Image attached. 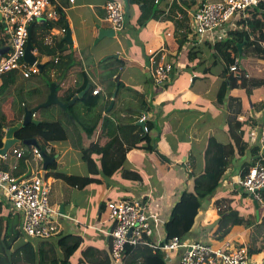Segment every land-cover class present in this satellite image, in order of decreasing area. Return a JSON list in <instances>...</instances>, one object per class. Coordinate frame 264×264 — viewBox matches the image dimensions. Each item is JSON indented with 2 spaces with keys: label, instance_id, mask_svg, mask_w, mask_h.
I'll list each match as a JSON object with an SVG mask.
<instances>
[{
  "label": "crops",
  "instance_id": "0c3cea01",
  "mask_svg": "<svg viewBox=\"0 0 264 264\" xmlns=\"http://www.w3.org/2000/svg\"><path fill=\"white\" fill-rule=\"evenodd\" d=\"M53 1L54 7H58L64 13L74 12V16H76V22L73 18L67 17V29L72 31L73 44H71V48H75L79 54L82 48L90 47L95 63L112 55H118L119 58L125 59L127 65L119 74L118 79L153 101V112L148 114L135 110L137 115L129 116L128 121L120 123L117 127L121 143L124 148L129 150L124 166L127 170L141 173L143 180L124 179L121 174H116L111 178L129 181L130 184L123 183V188L128 192V197L125 200L141 202L147 207L150 215L159 217L158 222L151 221L153 227L151 242L160 245L166 240L165 225L170 220L172 210L180 201L183 192L189 188L190 174L200 175L202 173L210 139L216 138L219 143H229L231 125L236 126L238 123L237 135L242 132L247 148L242 156L232 160L218 189L202 203L198 221L200 215L204 213L210 219V223L207 225L205 218L203 220L205 226L200 231L195 229L184 240L187 242L200 241L214 247H222L225 250L246 247L251 252V264H264V207L258 203L260 207L257 209L253 197L235 185L248 165H252L254 162L256 165L260 164L261 159L264 158V152L260 149L257 153L258 156H256V152L252 151L259 147L260 128L264 121V80L255 79L257 83L250 90H243L239 87L230 89L225 101L221 105L218 104L217 97L224 80L222 66H213L211 70L206 71L213 63V59L210 58L212 52L208 46L202 45L191 50L192 52L204 51L203 58H199V53L197 58L191 57L188 54L191 50L186 51L182 46L180 47L182 30L177 29L174 23L178 13H186L190 17L201 4L210 0H160V10L163 13L157 19H151L143 25L139 24L140 8L136 5H129L136 7L135 23L140 25L133 38H127L128 34L121 36L125 41L132 42L131 48L126 49L123 45L122 49L116 48L103 55H97L92 42L98 38L99 28H106L104 6L107 0H75L74 3H71L70 0ZM121 1L125 6L126 0ZM125 10H127L126 6ZM127 11L129 12V9ZM241 14L236 15L233 29ZM128 27L130 28L129 23ZM125 28L126 26L122 32ZM59 37L61 38V36ZM67 45L70 46L69 43ZM149 51L165 55L167 61L169 60L168 62L174 66L162 86L154 84L152 71L148 68L150 64ZM180 54H183L186 59L178 60ZM247 67L249 72L252 70L257 73L263 72L261 66L248 65ZM130 68L142 71L144 78L135 81L132 72L124 78V74ZM175 73L177 75L171 77ZM51 75L55 79L54 81H57L58 74L53 71ZM207 75H213V86L208 88L202 86L203 82L207 80ZM173 77H175V82L170 85L169 79L172 80ZM23 80L25 79L23 78ZM113 80L116 81L117 78ZM15 91V87L8 89L4 95L14 94ZM103 95L106 96L102 93V97ZM3 96H0V100ZM207 96H209V100ZM215 102L220 109H212L211 105ZM186 107L190 113L187 122L184 116ZM142 115L148 116L147 124L150 126L148 134L144 133L143 128L137 126ZM122 117L126 118L125 115ZM157 121H160L161 130L157 128ZM183 125L188 126L187 129L181 130L180 127ZM98 134L99 131L92 140H85V143L95 142ZM168 137L174 139L172 148L164 147L163 142ZM156 139H158V145H156ZM49 148L56 153L55 163L58 171L69 176L87 177L90 180L87 190L94 184L91 181L99 180V183L96 184L100 185L104 183L103 180L110 178L101 172L100 159L97 155L89 158L86 156L87 153L73 149L68 143L53 144ZM179 149L181 150L179 151ZM163 150L171 152L174 159L167 163L169 168L162 172L161 180L154 183L148 173L149 170L147 171V168L141 164L146 155L150 156L154 152ZM4 161L0 158L1 168ZM48 172L47 170L46 178ZM170 173L174 174L173 178H176L177 184L172 185V180L168 177ZM132 176L135 177V174ZM48 179L52 186L55 179L53 177ZM57 185H59L57 193H63V183ZM156 187L160 189L162 196L164 195L165 201L163 200L160 204L153 199ZM116 188L120 187L116 186ZM82 189H74L71 201L62 204L65 210L64 216L60 214V209L58 215L52 216V221L56 222V227H54L56 234L51 238V241L56 242L69 235L79 236L83 241L71 258L72 264H78L83 257L82 254L88 248L95 250L94 258L98 260L105 258L111 251L109 229L112 228L113 223L109 219L105 206L108 201L113 199H108L105 203L95 201L92 191L82 198V192H80ZM121 189L118 190V194ZM257 210H259V215H257ZM238 217H243L248 221L242 225H235L234 220ZM28 239L33 242L39 241L33 238ZM179 256L180 254L177 253L172 254L169 264H179Z\"/></svg>",
  "mask_w": 264,
  "mask_h": 264
},
{
  "label": "trees",
  "instance_id": "16d2710c",
  "mask_svg": "<svg viewBox=\"0 0 264 264\" xmlns=\"http://www.w3.org/2000/svg\"><path fill=\"white\" fill-rule=\"evenodd\" d=\"M50 1L54 5V1ZM159 2L160 0H126V4L140 8V25L151 19H157L163 13ZM56 9L61 17L59 22L53 24L47 21L41 25H33L32 45L41 59L40 63L44 65L43 73L24 80L17 86L14 94L8 93L0 100V149L4 146L7 129L23 120L25 109L33 110L47 102L52 83L57 84L58 98L63 104H68L90 85L87 93L74 105H68L66 110L59 105L40 107L35 115L39 123L21 127L16 131L15 138L21 141L36 139L42 150L46 152L53 144L68 143L73 149L87 153L86 156L89 158L97 155L100 159L101 172L105 176L121 174L124 179L143 180L141 173L127 170L124 166L129 150L121 143L117 127L120 123L128 121L129 116L137 115L135 110L150 114L153 108L152 99L145 98L143 94L118 79L127 65L125 59L107 58L95 63L90 47L82 48L77 55L76 51L70 50L72 48L67 45L64 38L55 37L48 42L52 29L67 28V18L63 11L58 7ZM182 15V19L174 20L175 27L182 30L180 47L184 45L191 29L190 17L186 13ZM262 43H264V0H260L257 6L247 9L238 16L235 28L230 31L225 41L205 45L212 52L210 57L213 59V63L206 71L211 70L213 66H222L224 80L217 97L218 104L225 101L230 89L239 87L250 90L257 83L255 79L264 80V72L257 73L254 70L249 72L247 67L248 65L261 66L264 70ZM243 44L245 45L241 56L240 46ZM198 53L199 58L202 59L204 51L192 52L191 50L188 54L197 58ZM237 59L240 67L243 66L241 77L230 73V68ZM53 71L58 74L57 81H54L50 75ZM246 72L250 73L249 78L245 77ZM114 78L117 80L114 81ZM97 88L101 90V94L94 95L93 92ZM116 90L114 106L107 112ZM102 93L106 94V100L102 97ZM123 115L126 116L125 119ZM237 124L231 125L229 143H219L216 138L210 139L202 173L190 174L189 188L183 192L180 201L172 210L170 220L165 225L167 235L165 242L174 237L181 239L189 237L198 224L202 203L218 189L232 160L244 153L247 143L243 140L242 132L237 135L239 127ZM148 127L150 128L149 125ZM98 131L97 140L86 144L85 140H92ZM18 145L23 146V144H17L15 147L17 148ZM12 149L2 169L16 179L30 178L35 169H42L43 161L36 162L32 152L26 157L17 158ZM252 151L258 156L259 147ZM48 155L55 157L56 153L50 151ZM261 160H259L260 164L264 165V158ZM255 165V162L248 165L242 175ZM48 171L47 179L50 177L55 179L49 194L50 205L57 211L62 204L71 201L74 189L84 188L90 182L87 177L69 176L58 171L56 163L50 165ZM132 174H135V177ZM58 183L66 184L61 194L57 193ZM262 194L264 198V191ZM245 221L248 220L238 217L234 220V224L242 225ZM22 237L27 236L22 231L21 216L15 214L10 205L0 201V264H21L22 262L24 264H72L71 258L83 243L81 237L69 235L56 242L51 239H38V242H33L27 238L24 244L17 246V242ZM95 255V250L88 248L82 254L83 257L78 264H113L111 251L102 260L94 258ZM125 263L166 264L163 252L143 245L127 247Z\"/></svg>",
  "mask_w": 264,
  "mask_h": 264
},
{
  "label": "built area",
  "instance_id": "2783aa9c",
  "mask_svg": "<svg viewBox=\"0 0 264 264\" xmlns=\"http://www.w3.org/2000/svg\"><path fill=\"white\" fill-rule=\"evenodd\" d=\"M74 3L75 0H70ZM260 0H217L205 2L192 13L191 29L186 43L182 46L189 51L202 45L223 42L233 29L236 15L244 13L247 9L258 5ZM106 11L105 21L111 25L115 32L122 31L125 27L127 14L125 6L120 0H107L104 6ZM0 47H9L10 50L0 55V89L1 77L11 71H20L26 80L32 76L42 74L37 67L27 63L25 58L29 40V26L41 25L44 22L56 24L60 21V14L50 0H0ZM182 19V13L176 15ZM67 28L55 27L51 30L48 42L55 37H65ZM264 48V43L261 44ZM34 53L37 56V51ZM149 67L155 85L162 86L173 71L174 66L167 61L165 55L149 51ZM238 59L230 68V73L241 77ZM264 72V70H261ZM246 78L250 73L246 72ZM94 95L101 94L97 88ZM106 99V96L103 95ZM148 116L142 115L139 122H144V133L148 134ZM15 147V146H14ZM12 149V148H11ZM10 149V150H11ZM259 149L264 152V121L260 128ZM47 149V154L50 152ZM33 153L36 162L42 161L40 151L36 147L23 145L14 149L17 158L26 157ZM9 152L2 160H7ZM238 189L248 192L255 201L264 207L262 189L264 188V165L257 164L242 175L235 183ZM51 182L42 179V169H35L33 175L27 179H16L0 166V201L10 205L15 214L23 218L22 231L28 238L47 240L56 234L52 224V216L58 211L50 205L49 194ZM109 219L113 223L111 238V258L113 264H126V249L129 246H148L160 250L165 255V263L169 264L172 254H180L179 264H251L249 250L246 247L234 250H225L210 244L192 241L187 242L179 237H174L168 242L155 245L151 242L153 236L152 220L158 222L159 217L150 215L147 207L141 202L132 200H110L106 203Z\"/></svg>",
  "mask_w": 264,
  "mask_h": 264
},
{
  "label": "rangeland",
  "instance_id": "374dc122",
  "mask_svg": "<svg viewBox=\"0 0 264 264\" xmlns=\"http://www.w3.org/2000/svg\"><path fill=\"white\" fill-rule=\"evenodd\" d=\"M215 1H217V0H210L209 2H215ZM125 6H126L127 10L129 9V12L127 10H125V12L127 14V21L125 24V26H126L125 30L127 28L128 29L126 31L124 30L123 32L122 31L117 32L116 33L117 36L114 39H103L102 41L97 43L98 38H96L92 42V44L95 46V52L97 53V55H103L105 53H108L111 50H115L116 48L122 49L123 45L126 47V49L131 48L130 46L132 45V42L131 41H129V42L125 41L124 39H122L121 36H123L124 34L125 35L128 34V36L126 35L127 38H129V37L133 38V35L137 34V32L140 28L139 27L140 25L138 26L137 23H135V9H136V7H131L127 4H125ZM64 16L66 18L67 17L73 18L74 21L76 22V16H74V12H66V13H64ZM128 23H129L130 28L128 27ZM134 24H135V26H134ZM105 26H106V28H111V25L108 22H105ZM134 37L137 38V36H134ZM120 40H122L123 42ZM69 47H72V46L70 45ZM110 48H112V49H110ZM70 50L76 51L75 48H72ZM77 55H78V52H77ZM37 58L41 61L39 56H37ZM168 58L173 61L172 58H170V57H168ZM179 59L185 60L186 57L183 54H180L178 60ZM211 62H212V60H211ZM130 69H132V70H130ZM130 69H128V71L124 74V78H126L127 74H129L130 72H132V76H133V79L135 81H140L142 78H144V73L142 71L133 70V68H130ZM174 75H177V73L171 75V77ZM1 80H2L3 85H2V88L0 89V96H3L8 89H12L14 87L16 89L17 86H19L20 84H22L24 82L20 71L7 72V73L2 75ZM53 80H55V79H53ZM169 81H171L170 85H173L175 82V77H173L172 80L169 79ZM198 82L200 83L201 81H198ZM212 82H213V75H207V80L205 82H203L202 86H205L206 88H208L209 86H213ZM132 85H135V83H132ZM211 97L214 99L213 94H211ZM207 99L209 100V96H207ZM211 106H212V109L213 108L220 109L219 105L216 102L214 104H212ZM184 116H185V120L187 122L188 119L190 118L189 109L187 107L184 111ZM187 127L188 126L183 125L182 127H180V129L185 130V129H187ZM157 128L159 130H161V128H162L160 125V121H157ZM173 142H174V139H172L171 137L170 138L168 137V139H166L163 142L164 147L172 148L171 146H173V144H172ZM161 144H162V142H161ZM156 145H158V139H156ZM19 147L20 146L18 145L17 148H19ZM17 148L14 147L12 150L17 149ZM180 150L181 149H179V151ZM154 151H156V150H154ZM173 159L174 158L172 157L171 152H169L167 150H163L162 152L157 151V152H154L150 156L146 155V158H145V160H143V163L141 165H143V167H146L147 171L148 170L150 171V172L148 171V173L150 174L153 182L155 183V181L159 182L161 180L160 177H161L162 172L167 171V169L169 168V164H167V163H170V161H173ZM173 176H174L173 173H170L168 175L169 179L172 180V185L174 183H176V184L178 183L176 178H173ZM112 177H114V176H112ZM112 177L108 178V180H103L104 183H102L100 185L96 184V183H99L98 182L99 180L91 181L94 184H92L93 186H91L90 189H88V190H87V186H89V183H87V185L83 189L80 188V189H82L80 191V192H82V198H85L86 195H88L92 191V194L94 196L95 201H99L101 203H105L106 201H108V199L109 200L110 199L125 200L128 197L127 196L128 192H126L125 189L123 188V186H124L123 183L126 182V183L130 184V182L129 181H122L123 179H121V180L111 179ZM65 186H66V184L63 183V188ZM116 186H119L120 188H116ZM119 189H121V190L119 191V194H118ZM163 196H162L160 189L156 187L155 195H154L155 198H153L155 200V202L158 204L162 203L164 200ZM59 209H60V207H59ZM108 215H107V217H108ZM21 218H22V216H21ZM204 219H205L207 225L210 223V219L207 218L204 215V213H202V215H200V219H199L198 224L196 226V230L200 231L205 226L204 221H203ZM55 223H56L55 221H52V224H50L49 227H56ZM22 225H23V218H22ZM26 239H27V237H22L17 242L16 245L19 246V245L24 244L26 242ZM21 264H24V263L22 262Z\"/></svg>",
  "mask_w": 264,
  "mask_h": 264
},
{
  "label": "water",
  "instance_id": "95a60500",
  "mask_svg": "<svg viewBox=\"0 0 264 264\" xmlns=\"http://www.w3.org/2000/svg\"><path fill=\"white\" fill-rule=\"evenodd\" d=\"M0 20H1V16H0ZM29 44L26 48V53H25V58L24 60L29 63L30 65H34L35 63H37L38 58L36 56V54L34 53L35 48L32 45V31H33V26H29ZM116 36V32L114 29L112 28H99V35H98V39H97V43H99L100 41H102L103 39H113ZM64 40L69 43L70 45L73 44V40H72V31L70 29L67 30V34L64 37ZM245 44L240 46V55L242 56V48ZM10 50L9 47H0V55H4L6 53H8ZM107 58H115L118 59L119 56L118 55H112L110 57ZM105 58V59H107ZM37 67L39 68L40 72L43 73L44 71V65L41 63H37ZM90 85L83 91L81 92L78 96L74 97L68 104H63L62 102H60L59 98H58V94H57V84L56 83H52L50 85V95L48 97L47 102L40 107H48L51 105H59L61 106L64 110L67 109L68 105H74L75 102L82 98L87 91L89 90ZM117 95V90L114 93V98L111 102V105L108 109V112L113 108L114 103H115V97ZM40 107H37L33 110H28L25 109V115L23 117L22 122H20L19 124H17L16 126L10 127L7 129L6 131V137H5V142H4V146L2 149H0V156L4 157L5 155H7V153L10 151L11 148H13L15 145L17 144H23L25 146L28 147H36L39 149L40 151V155L43 161V168H42V179L45 182L46 180V171L48 170V167L50 165H53L56 162L57 156L55 157H50L44 150H42L41 146L39 145L38 141L36 139H30V140H25V141H21L15 138V133L17 130H19L21 127H26L29 124H38V120H36L35 115L37 113V111L39 110ZM137 126L144 128L145 127V123L144 122H138ZM262 191H264V188L262 189ZM254 204L256 205L257 209H259V204L257 201H254ZM60 214L62 216L65 215V210H64V205H61L60 207ZM257 215H259V210H257ZM112 231V228L109 229V233ZM110 236V235H109Z\"/></svg>",
  "mask_w": 264,
  "mask_h": 264
}]
</instances>
